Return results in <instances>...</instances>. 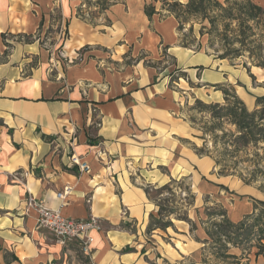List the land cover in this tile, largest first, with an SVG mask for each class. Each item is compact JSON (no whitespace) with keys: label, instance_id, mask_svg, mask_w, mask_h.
Returning <instances> with one entry per match:
<instances>
[{"label":"crops","instance_id":"obj_1","mask_svg":"<svg viewBox=\"0 0 264 264\" xmlns=\"http://www.w3.org/2000/svg\"><path fill=\"white\" fill-rule=\"evenodd\" d=\"M254 1L264 6V0ZM146 4L119 0L104 11L109 24L97 26L79 15V0H0V264H147L145 230L157 208L145 188L185 176L204 191L212 161L182 143L178 114L189 95L233 76L222 71L224 60L180 44L175 18H161L156 9L149 17ZM55 10L68 21L66 49L82 57L57 62L52 71L38 40L16 39L48 26ZM115 44L124 49L117 59L109 53ZM160 47L172 65H158ZM181 74L194 89L184 91L179 83L182 92L176 91L171 79ZM72 155L89 172L72 165ZM65 186L70 192L62 201L56 193ZM28 197L66 218L97 217L100 228L89 233V252L38 229ZM249 200L229 213L233 223L252 212ZM200 232L203 238L183 244L188 253L204 252L207 237L204 228ZM156 245L168 264L176 263L167 247ZM230 250L236 257L230 264H264V256Z\"/></svg>","mask_w":264,"mask_h":264},{"label":"rangeland","instance_id":"obj_2","mask_svg":"<svg viewBox=\"0 0 264 264\" xmlns=\"http://www.w3.org/2000/svg\"><path fill=\"white\" fill-rule=\"evenodd\" d=\"M79 1L80 14L83 18L88 19L92 24H97V26H107L109 20L104 11L119 0ZM188 1L189 0H147L148 4L146 5L153 6L154 13L155 9L158 10L157 13L161 18L168 15H172L173 17L174 15H178L180 22H178L175 17L174 18L177 22V31L180 34V44L188 46L193 51L199 52L203 50L204 54L211 56L219 63L222 60L218 59L217 56L222 54L225 49H237L239 45L234 43L230 46H225L221 38L216 36L214 32L207 34L211 27L208 21L204 20V11L197 14H185L179 11L180 8L179 10L172 9L174 2L184 5L188 3ZM217 1L223 3L224 0ZM213 9L214 12L211 13V15L220 14L218 7H213ZM51 16L48 26L43 29L40 27L34 35L29 37H17L16 41H20L21 38L25 42H34L38 40L39 44L47 52V62L50 70L53 69L52 71H55L53 65L55 66L57 62L61 64H72L73 62H78L82 56L77 54L76 51H73L72 47L66 49V45L69 41L68 26L66 24L68 21L66 20L64 24V20L62 21V19L59 18L60 14L57 10H55ZM179 23L181 25L180 30H178ZM204 27H206L207 30H204ZM97 30L102 32L100 31L102 28H98ZM122 49L123 47L120 48L118 44H115L109 49V53L111 57L117 59ZM159 50L161 52V56L159 57L161 60L158 62V65L161 67L172 65L174 60L170 54H168L163 47H160ZM115 51H119L118 54L115 55ZM127 61L130 62V60ZM220 64H224L225 66V70H222L225 71L224 73H228L234 77H231L229 82H225L228 86L225 88L227 93L230 96L236 95L249 111L254 110L256 100L264 98V72L260 71L261 68L252 65L247 53L236 59H224L223 63ZM152 65H156V63ZM244 65L249 68L250 72L247 71ZM214 68L216 69L219 67ZM262 70L264 71V69ZM246 76L251 80H246ZM186 78V74H181L173 76V79H171L172 86L177 92H182L181 87L178 85L179 83L185 86V88H183L184 91H188V89H186L187 85L193 89L195 88L194 84H184L183 81L186 82ZM203 87L204 93H198L197 95L192 94L189 95L186 100H182L180 113L178 114L181 127L178 136L184 139L182 143L187 145L190 149H193L196 155L210 159L213 167L210 173L204 171V191L199 190L198 187L195 186L194 181L189 180V178L185 176L174 179L176 183L172 186V191H150L151 200L157 208L155 213H157L159 208L164 209L163 211L166 213L173 212L172 215L164 219V221L170 220L173 227L167 228L166 231L160 229L148 231V222L145 230V247L149 250V254L147 253L145 257L147 264H155L158 258L160 260L157 263L168 264L164 257L160 256L163 249L158 250L160 253H157L153 249L157 248L156 244H158L159 248L167 247L173 255L177 257L176 263L174 264L182 262L190 264V261H193V259L204 260L206 264H213L216 261L223 262V264H230L233 262L230 260L231 258H222V253H220L222 257H214L213 253L220 248L213 249L212 246L215 245L211 244V241L208 245L206 244L204 252L198 251L193 254L188 253V247L183 246V244L189 242L190 239L196 241L204 237L200 232V228L202 227L205 229L209 224L210 214H219L225 210L228 219L231 221L228 215L236 206H239V209H244L243 206L240 205H242V202L248 201V198L251 200L250 197L258 200L264 199L255 185L250 186L244 184L240 176L247 177L248 171L253 167L252 162L249 161L253 158V147L249 146L246 151L241 150L240 152H235V149H237V146L234 144L236 133L235 126L226 120V118L217 119L212 116V113L215 114L217 112V110L212 109L213 105L223 106V93L213 86L207 87L204 85ZM206 89L207 91H205ZM223 134H226V137H223ZM262 152L261 150L260 153ZM261 165L264 166V160ZM149 187L153 188L152 186ZM211 187H214L216 192ZM251 205H253V200ZM165 212H163V214H165ZM178 219H185V221ZM217 219H219V221L226 220L222 218ZM189 220L195 223L196 232L193 231V228L188 224ZM212 232H215V230H212ZM229 232H233V230ZM239 233L241 234V232ZM249 238L250 240L245 242L244 239ZM249 238H245V235L241 234L239 241L243 240L241 247L245 250L244 254L246 255L247 253L252 256V254L257 251V248L254 247L256 243L254 238L252 236ZM216 247H218V245H216ZM235 251V253L240 254L238 250ZM182 252L184 254H182ZM181 257L187 258L186 261ZM167 258L171 259L169 256H167Z\"/></svg>","mask_w":264,"mask_h":264},{"label":"trees","instance_id":"obj_3","mask_svg":"<svg viewBox=\"0 0 264 264\" xmlns=\"http://www.w3.org/2000/svg\"><path fill=\"white\" fill-rule=\"evenodd\" d=\"M150 6H145L146 15L149 17L154 13V7ZM213 7H218L220 14L211 15L214 12ZM172 9H178L185 14H197L204 11V20H207L211 27L207 34L214 32L216 36L221 38L225 46L234 43L239 45L237 49H225L222 54L217 56L218 59H236L247 53L253 66L264 69V6L254 0H224L223 3L217 0H189L184 5L174 2ZM79 15L81 16V14ZM174 17L180 22L178 15H174ZM180 26L179 23L178 30H180ZM204 30H207V28L204 27ZM244 67L250 72L246 65ZM186 80L188 79L186 78ZM213 87L223 93V106L213 105L212 109L217 110V112L212 113V116L217 119L226 118L235 126L234 144L237 146L235 152L246 151L249 146L253 147V158L249 160L252 162L253 167L248 171L247 177L240 176L244 184L255 185L264 197V166L261 165L264 160V98L257 99L254 110L249 111L236 95L230 96L227 93L225 88L228 86L226 83L216 84ZM222 136L226 137V134ZM261 150L262 153H260ZM175 183L176 181L171 179L168 184L158 189L146 187L145 193L151 200V190L170 191ZM250 198L253 200L252 212L245 215L237 223H233L228 219L225 210L219 214L209 215V224L204 229L207 237L205 243L208 245L211 241V244L215 245L212 246L213 249L220 248L213 253L215 258L222 257L220 254L222 253L224 259H235V256L228 254L231 247L238 248L244 253L245 250L241 247L243 240L239 241L241 234H244L245 238L250 236L254 238L256 242L254 247L257 248V251L254 252L256 257L264 256V199ZM163 210L159 208L157 213L150 214L148 231L154 229L166 231L167 228L173 227L170 220L164 221L173 212L166 213ZM217 218L226 220L219 221ZM178 220L185 221V219ZM188 224L193 228V231L196 230L194 222L189 220ZM229 229L233 232H229ZM212 230H215V232H212ZM244 240L248 242L250 238ZM126 251H129V249L127 248Z\"/></svg>","mask_w":264,"mask_h":264},{"label":"built area","instance_id":"obj_4","mask_svg":"<svg viewBox=\"0 0 264 264\" xmlns=\"http://www.w3.org/2000/svg\"><path fill=\"white\" fill-rule=\"evenodd\" d=\"M72 165L78 167L80 172H89V166L82 162L76 155L70 157ZM70 192V187L65 186L62 191L56 193V198L64 200ZM26 207L32 208L37 213V228L46 231L56 242L65 246L71 242H77L85 253L89 252V233L99 229V221L95 216L79 220L66 218L58 210L46 206L43 201L28 197Z\"/></svg>","mask_w":264,"mask_h":264}]
</instances>
